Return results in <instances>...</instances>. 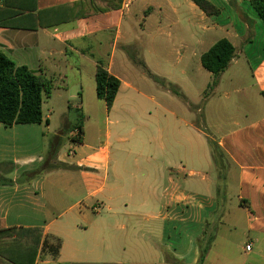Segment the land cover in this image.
<instances>
[{"label":"crops","instance_id":"obj_1","mask_svg":"<svg viewBox=\"0 0 264 264\" xmlns=\"http://www.w3.org/2000/svg\"><path fill=\"white\" fill-rule=\"evenodd\" d=\"M86 1L0 0V8L7 3L37 13ZM207 1L218 16L192 0H99L104 12L75 5L50 27H0V49L18 66L43 74L53 89L56 80H74L66 92L79 104L67 109L82 117L74 124L82 128L80 142L72 146L70 139L72 156L59 150L62 131L45 153L51 113L43 110L41 124L0 123V175L9 182L0 186V251L8 254L0 264L23 260L21 246L30 258L37 248L33 264H264V23L250 0ZM86 10L92 14L76 17ZM221 39L232 43L235 56L209 88L215 77L201 57ZM177 40L184 51L173 65L193 72L180 84L187 114L175 121L134 104H157L169 90H153L138 77L129 53L142 54L148 68L147 55L154 54L161 69L171 59L158 54L170 53ZM99 60L121 85L107 109L112 128L98 123L92 140L82 119H90L85 85L89 96L97 95ZM200 112L230 163L225 177L198 127ZM116 144L124 148L114 154ZM13 229L25 240L8 237Z\"/></svg>","mask_w":264,"mask_h":264},{"label":"trees","instance_id":"obj_2","mask_svg":"<svg viewBox=\"0 0 264 264\" xmlns=\"http://www.w3.org/2000/svg\"><path fill=\"white\" fill-rule=\"evenodd\" d=\"M99 0H89L86 2H79L78 5L81 8H85L87 5H93L94 11L92 12H104L103 8H100L97 4ZM207 16H218L220 10L213 6L207 0H192ZM250 3L256 13L259 15L264 23V0H250ZM75 5L62 6L56 9H50L42 12L35 13L34 7H14L9 4H5L0 8V27L15 28V29H28L33 30L39 27H50L54 24L64 22V20L70 15L71 9L73 10ZM107 8V7H106ZM113 8V6L111 7ZM19 9L20 19L15 20L17 12L13 10ZM89 11V10H88ZM91 12L83 11L77 14L76 17L90 15ZM92 14V13H91ZM7 15V16H6ZM54 15L57 16L58 23L54 20ZM64 19V20H63ZM235 56V48L232 43L227 39H221L216 42L207 52L201 57L203 67L209 71L215 77L213 83L209 86L212 88L217 83V78L228 67ZM121 82L120 80L111 75L107 70L103 61L99 60L96 67V93L100 100L105 101L107 109L110 110L113 107L117 94L119 92ZM52 83L43 74L34 72L26 66H18L12 59H10L0 49V123L5 127L20 124H41L43 123V103L44 99L52 97ZM175 93L183 97V95L175 91ZM264 98V91L262 92ZM198 127L207 135L208 143L211 148L213 161L217 169H228L230 163L226 159L219 144L208 135L201 125V121L197 120ZM80 129L81 126H79ZM226 159V162H225ZM9 182L0 175V186L7 185ZM17 230L13 229L9 232L8 237L12 238ZM17 235L15 242L24 241L25 238H21ZM38 239V244H39ZM36 243V245H37ZM55 251H59V243L55 246ZM18 249V257H22L19 260L12 259L14 264H33L36 257V249L32 251V258H30V252L25 247ZM17 252V251H16ZM0 256L7 258L8 254L0 251ZM25 258V259H24ZM29 261H28V260Z\"/></svg>","mask_w":264,"mask_h":264},{"label":"rangeland","instance_id":"obj_3","mask_svg":"<svg viewBox=\"0 0 264 264\" xmlns=\"http://www.w3.org/2000/svg\"><path fill=\"white\" fill-rule=\"evenodd\" d=\"M137 13V11H134ZM138 31H140L139 25L137 26ZM153 38V37H152ZM215 38H220L219 35H217ZM180 40V39H179ZM175 42L174 45H170L172 47L170 49V53H160L158 56L160 58H165L169 57L171 60V65H162V68H158L155 65L156 61V55H147L148 61L153 62L151 63L152 65H149L150 67H144L142 65L143 59H142V54L140 53H129V56L131 60L133 61V70L137 71L138 77H146L148 80V83L153 85V90H155L156 87H158L161 91L163 90H169L167 92V96L163 98V100L157 99V104L153 103L149 100H144L143 103L135 101L134 104L138 106V104H142L144 106V110L146 114L151 113L153 116L159 115L161 118L170 117V118H175V121H178L179 119L182 118L183 114H187L188 110V104L186 103V98L184 95L183 90L181 89L180 84H184L183 82L187 80L188 74L193 72L192 69H186L183 66L180 65H173V62H176L177 58L180 56V53L183 52L184 50L177 44L178 41ZM131 61V62H132ZM184 72H186V75H184ZM85 75L91 74L90 70L86 68L85 70ZM93 79V76H92ZM73 82L74 80H65V82H61L56 80L55 81V87L53 91V96L49 99L45 98L44 99V105H43V110L45 115H49L51 113L52 118H51V130L49 134L48 132L45 133L44 136V146H45V153L47 154L51 150L52 146V139L55 134V132L62 131L64 132V136L62 138V142L59 145V150L61 153L69 154L70 151V144H71V136L74 131V124L77 122L81 121V115L77 112H68V105L69 104H79L75 103V99L73 97L70 98L69 92H66V89H73ZM85 90L86 94L88 93V96L86 97L85 101V107L89 111L88 117L82 119V122L84 126L87 127V133H88V138L92 140H96L98 136V123L100 124L101 127L104 129L107 128H112L113 123L115 121V117L113 114H110L108 118V110L106 108V105L101 102L97 95L93 93L92 95L89 96V85H85ZM188 90L192 93L193 88L189 87ZM72 91V90H71ZM175 91L180 92L183 97L178 96ZM148 96H151L152 93L149 91H146ZM68 94V95H67ZM210 94V90L205 94V98L208 97ZM204 103V101H203ZM124 105V102L121 100L117 103V108L121 109L122 106ZM203 107V106H202ZM203 109V108H201ZM66 119L69 120L68 126L65 124ZM197 120L201 121V125L203 130L210 135V133L207 131L205 128V123H204V116L203 113L200 112L197 115ZM111 123V124H110ZM206 129V130H205ZM76 145L72 143V146ZM124 148V144L121 146H118L117 144L112 147V151L114 154H116L119 150ZM226 162V159H225ZM231 168V167H230ZM228 169H219L220 175L225 177L230 170ZM55 245L57 244V241L54 242Z\"/></svg>","mask_w":264,"mask_h":264},{"label":"built area","instance_id":"obj_4","mask_svg":"<svg viewBox=\"0 0 264 264\" xmlns=\"http://www.w3.org/2000/svg\"><path fill=\"white\" fill-rule=\"evenodd\" d=\"M81 138H82V129H80L79 127L74 128L73 134L71 136L72 142L74 144L79 143ZM73 154H74V150H73V148H71L70 151H69V156H72ZM246 250L250 251L251 250V245H248L246 247Z\"/></svg>","mask_w":264,"mask_h":264}]
</instances>
